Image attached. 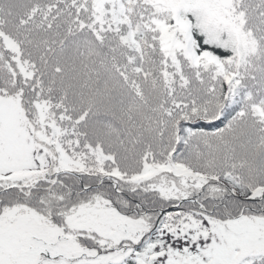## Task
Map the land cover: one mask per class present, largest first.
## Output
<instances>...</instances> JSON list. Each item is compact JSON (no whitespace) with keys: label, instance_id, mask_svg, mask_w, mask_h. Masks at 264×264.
<instances>
[{"label":"snow or ice","instance_id":"obj_1","mask_svg":"<svg viewBox=\"0 0 264 264\" xmlns=\"http://www.w3.org/2000/svg\"><path fill=\"white\" fill-rule=\"evenodd\" d=\"M0 264H264V0H0Z\"/></svg>","mask_w":264,"mask_h":264}]
</instances>
